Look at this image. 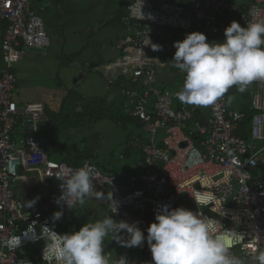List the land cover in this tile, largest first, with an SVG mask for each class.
I'll list each match as a JSON object with an SVG mask.
<instances>
[{"label":"built area","instance_id":"obj_1","mask_svg":"<svg viewBox=\"0 0 264 264\" xmlns=\"http://www.w3.org/2000/svg\"><path fill=\"white\" fill-rule=\"evenodd\" d=\"M253 2L237 10L226 0H197L189 7L181 0H164L157 6L149 0H132L121 20L131 35L128 42L132 49L143 47L160 34L163 49L171 51L173 47L164 39L165 29L203 33L215 26L218 16L235 13L246 26L253 20V11L255 19L264 20V0ZM0 19L6 21L0 47L6 66L0 72V240L21 237V244L14 249L0 246V264H48L43 260L45 242L34 235L42 234L44 226L61 234L58 221L52 220L59 208L55 197L61 191L53 195L42 190V185L61 183L56 175H67L80 167L89 170L94 188L103 194L98 201L109 216L136 223L145 237L162 206L183 207L217 221L214 234L230 230L235 237L230 239L231 253L244 264H256L255 254L264 250V167L259 165V151L237 136L235 131L244 115L229 108L226 95L208 106L210 118L206 124L192 128V112L184 106L174 107L170 99L156 91L153 71L143 68L139 54L126 52L121 66L131 73L132 84L144 87L140 92L136 88L124 91L129 98L137 97L128 115L148 137L138 148L140 171L105 174L89 161L74 165L53 160L47 150L48 140L38 134L40 122L45 120L44 105L14 99L17 78L11 69L17 46L49 47L43 19L30 0H0ZM253 83L264 90V81ZM154 94L157 97L152 99ZM252 102L257 113L251 117V137L261 140L264 101L256 96ZM12 183L18 185L20 196ZM197 191L211 194L212 201L198 208L192 198ZM111 194L116 210L115 202L109 199ZM33 200L36 203L30 206ZM120 235L127 238L126 232Z\"/></svg>","mask_w":264,"mask_h":264},{"label":"crops","instance_id":"obj_2","mask_svg":"<svg viewBox=\"0 0 264 264\" xmlns=\"http://www.w3.org/2000/svg\"><path fill=\"white\" fill-rule=\"evenodd\" d=\"M131 1L30 0L31 7L43 19L50 45L42 49L24 46L14 49L11 61V69L17 78L14 99L18 103L39 102L44 105L45 120L40 122L38 134L48 140L49 156L57 158V161L74 165L89 161L105 174L127 175L140 171L137 166L138 148L148 137L145 135V139L134 118H128V109L137 97L129 98L124 91L136 88L140 92L144 87L133 85L131 73L121 66L120 61L126 52L139 54L143 68L153 71L155 82L152 86L156 91L170 99L174 107L184 106L192 112L190 127L204 125L210 118L208 107L194 108L176 98L184 83V73L173 66L172 58L176 51L173 44L182 41L188 33L172 28L163 31L164 39L173 47L171 51L163 49L164 41L160 34H155L152 41L143 47L132 49L128 42L131 35L121 20ZM149 1L157 6L164 0ZM181 1L189 7L197 0ZM226 1L234 4L237 10L254 4L253 0ZM233 21L240 23L236 13L223 14L218 16L213 28L203 33L209 42L222 41L224 29ZM5 26L6 21L0 19V47ZM152 45H158L159 49L153 50ZM4 68L0 53V72ZM225 95L229 108L244 115L235 131L237 136L252 143L259 151L258 161L263 168L264 139L252 140L251 117L257 113L252 101L256 96L264 101V90L252 83L242 93L232 87ZM156 97V94L151 96L152 99ZM127 127L130 134L123 139ZM118 130L121 131L120 137ZM115 139H118L115 147L122 151L119 161H115L110 149L106 148L110 141L116 142ZM60 184L58 181L43 183L42 190L57 195L61 191ZM13 185L17 187V196H20L18 185ZM56 211L63 212L58 221L61 234L78 231L89 221L109 216L98 199H86L83 205L77 203L73 210L59 207ZM113 245L108 246L105 242L104 250L111 258L110 264H118L116 259L121 256L126 257L128 263L132 261L131 264H153L146 241L132 249L122 246L121 252H112L110 248Z\"/></svg>","mask_w":264,"mask_h":264},{"label":"clouds","instance_id":"obj_3","mask_svg":"<svg viewBox=\"0 0 264 264\" xmlns=\"http://www.w3.org/2000/svg\"><path fill=\"white\" fill-rule=\"evenodd\" d=\"M251 15L253 20L246 26L231 22L224 29L222 41L209 42L204 33L197 31L174 42L173 66L184 73L182 89L176 93L181 103L212 106L232 87L242 93L253 82L264 81V20L255 19L254 11ZM158 49V45L153 47V50ZM56 178L61 181V194L55 203L61 208L73 210L77 203L83 205L86 199L103 198V194H97L86 167L67 175H56ZM192 198L199 208L207 206L213 196L197 191ZM109 199L114 201L112 194ZM31 202L30 206L36 203L35 200ZM114 207L116 210V202ZM62 216V211H56L53 222ZM216 223L199 212L183 207L170 209L164 205L147 227L146 237L136 223L106 216L102 220L89 221L70 233L58 234L44 226L43 233H36L34 238L44 240L43 260L48 264H110L111 258L104 250L105 238L110 234L112 240L129 248L142 246L146 240L153 264H244L230 251V239L235 238L230 230L214 234ZM122 232L127 233L126 239H121ZM20 244V236L0 240V246L10 249ZM116 260L118 264H128L126 257ZM254 260L256 264H264V250L258 251Z\"/></svg>","mask_w":264,"mask_h":264},{"label":"rangeland","instance_id":"obj_4","mask_svg":"<svg viewBox=\"0 0 264 264\" xmlns=\"http://www.w3.org/2000/svg\"><path fill=\"white\" fill-rule=\"evenodd\" d=\"M127 125V124H126ZM129 130L130 129H128V127H127V133H126V135H125V137L123 138V139H126V136L128 135V134H130L129 133ZM117 134H118V136L120 137V134H121V131H119L118 130V132H117ZM144 134V133H143ZM145 135L146 134H144V137H145ZM147 137V136H146ZM146 137H145V139H146ZM116 140V142L114 141L113 143H112V141H110V145H107V147L106 148H108V149H110L109 151H110V153L112 154V157H113V159L115 160V161H119L118 159H120V154H121V150L119 151V147L117 148V147H115L116 146V144L118 143V139H115ZM115 147V148H114ZM109 158H111L110 156H108ZM50 158L51 159H55V160H58L57 158H53V157H51L50 156ZM12 188H13V190L15 191V193H16V195H18V192H17V187L15 186V185H13L12 186ZM60 233H61V227H60ZM63 233V232H62ZM112 234H110L109 236H107L106 237V244L109 246L111 243L112 244H114L111 248H110V250L112 251V252H117V251H122L123 249L122 248H124V247H122V245L121 244H118V243H116V241L114 240H112L113 238H112V236H111ZM134 258H135V256H133Z\"/></svg>","mask_w":264,"mask_h":264},{"label":"trees","instance_id":"obj_5","mask_svg":"<svg viewBox=\"0 0 264 264\" xmlns=\"http://www.w3.org/2000/svg\"><path fill=\"white\" fill-rule=\"evenodd\" d=\"M128 118H131V117H130V116H128ZM137 123H138V122H137ZM138 124H139V123H138ZM139 126H140V124H139ZM131 262H132V261H129V263H128V264H131Z\"/></svg>","mask_w":264,"mask_h":264}]
</instances>
